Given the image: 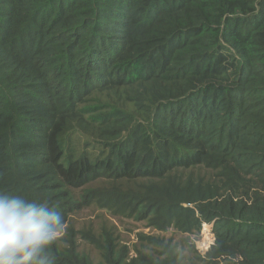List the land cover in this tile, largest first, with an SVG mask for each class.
Returning a JSON list of instances; mask_svg holds the SVG:
<instances>
[{"label":"trees","instance_id":"1","mask_svg":"<svg viewBox=\"0 0 264 264\" xmlns=\"http://www.w3.org/2000/svg\"><path fill=\"white\" fill-rule=\"evenodd\" d=\"M2 190L57 206L54 264H264V0H0Z\"/></svg>","mask_w":264,"mask_h":264},{"label":"clouds","instance_id":"2","mask_svg":"<svg viewBox=\"0 0 264 264\" xmlns=\"http://www.w3.org/2000/svg\"><path fill=\"white\" fill-rule=\"evenodd\" d=\"M64 227L61 212L47 199L0 191V264H54L49 249Z\"/></svg>","mask_w":264,"mask_h":264},{"label":"rangeland","instance_id":"3","mask_svg":"<svg viewBox=\"0 0 264 264\" xmlns=\"http://www.w3.org/2000/svg\"><path fill=\"white\" fill-rule=\"evenodd\" d=\"M76 229L80 230L88 225L92 226L95 230L102 224H107L109 226H114L116 228L117 236L119 238V243L121 246H127L129 248L130 256L133 255V247L136 244V235L138 233L143 234H155L157 232L150 231L142 227V223L135 221H128L125 219L117 220L110 218L104 212L95 209H87L80 212L78 215L71 217ZM211 226L203 224L200 235L195 238L194 236L190 237L191 243H193L195 250L201 256H203L208 249L214 243V236L211 234ZM165 238L172 237L175 241H178L182 238L181 235L172 232L169 230L166 233H159ZM63 235V233H62ZM61 235V236H62ZM208 238L207 244L205 239ZM80 246V251L89 255L93 260H97V254L88 246H86L82 241H78ZM206 244V245H205Z\"/></svg>","mask_w":264,"mask_h":264},{"label":"bare ground","instance_id":"4","mask_svg":"<svg viewBox=\"0 0 264 264\" xmlns=\"http://www.w3.org/2000/svg\"><path fill=\"white\" fill-rule=\"evenodd\" d=\"M205 241H206V244H207L208 238H207V239H205ZM206 244H205V245H206Z\"/></svg>","mask_w":264,"mask_h":264},{"label":"water","instance_id":"5","mask_svg":"<svg viewBox=\"0 0 264 264\" xmlns=\"http://www.w3.org/2000/svg\"><path fill=\"white\" fill-rule=\"evenodd\" d=\"M213 245V244H212Z\"/></svg>","mask_w":264,"mask_h":264}]
</instances>
